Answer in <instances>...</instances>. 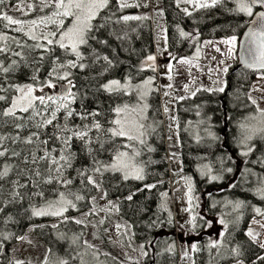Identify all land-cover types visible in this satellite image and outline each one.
I'll return each mask as SVG.
<instances>
[{
  "label": "trees",
  "instance_id": "1",
  "mask_svg": "<svg viewBox=\"0 0 264 264\" xmlns=\"http://www.w3.org/2000/svg\"><path fill=\"white\" fill-rule=\"evenodd\" d=\"M33 1L35 9L27 12V15L17 10L16 6L21 0H4V4L0 5V12H5L22 21H29L50 15L53 11L52 8H43L41 10L39 0ZM128 2L133 5L139 4L140 6L129 7L119 11L116 0H112L110 9L116 12L117 16L142 15L147 16L148 19L129 21L126 25H113L112 27L117 31L121 29L128 31L129 39L123 42L116 40L113 36H109L108 30H102L97 33L100 39L108 40L109 46L96 44L94 41L90 43L99 49L102 54H108L116 62L115 66L97 81H86L84 77L95 75L99 70V65L96 68L85 69L84 71L72 69L73 77L71 78L77 88H82L86 84L91 83L92 89H94L99 83L110 79L124 80L129 74L132 76V80L140 81L154 72L153 68L149 66L152 62L144 63L148 55H154L155 48L150 16L151 4L148 0H128ZM236 7L235 0H223L216 7L194 8L189 11L191 15H186L182 11L186 7L180 4L178 7L176 0H154L155 18L157 21L161 20L166 26L168 53L172 57H176V59L170 58L171 61L176 62L183 57H194L197 49L199 48L201 52L203 42L209 39L226 38L233 35L239 39L248 27L252 16L250 17L245 13L236 11ZM256 10L254 7V13ZM5 23L0 21V32L5 33L9 37H16L25 45H33L35 43L22 33L13 31L12 29L16 27L15 25L6 28L4 27ZM50 29L51 26H49ZM180 30L191 35L181 37L179 34ZM9 45L14 51H21V48L11 43V41H9ZM113 49L115 51H112ZM23 52L30 67H22L15 75L9 77L8 83L23 84L31 82L29 76L32 74V69L40 66L33 63V60L38 59L40 55L39 50L29 51L28 47H25ZM56 56H60L62 59L65 58L63 50L59 48L55 49L54 54L45 55L39 73L41 80L47 77L51 62ZM11 59L20 58L13 56ZM0 60H5L7 63L5 56H0ZM236 64L228 70L227 87L224 93H210L201 90L197 92L195 97L185 95L184 97L188 98L183 100L177 97L171 107L176 109V118L180 125L179 138L181 141L182 172L185 176L192 177L194 186L193 212L197 217V227L194 230L191 228V230L197 237L195 243L205 249V245L210 240L219 239L222 226L218 221L223 217L230 222L229 233L225 236L226 243L229 247H235L238 244L241 246L242 255L239 260L245 264H253L254 261L255 264H264V261L257 260L258 256H264V249H261L258 243L252 242L245 235L253 218H264L253 211L255 207H259L264 211V200L255 191L259 186L257 177L264 176V167L259 163L261 159H264V140L255 137L249 142L255 148L248 157L240 155V152L246 149H243L238 143L240 135L239 125L242 123H257V121L248 119L259 115L256 111L258 104H252L248 96L253 90L252 85L258 72L238 68ZM54 82L58 85L66 81ZM92 89L88 90V98L86 100L82 102L77 100L73 105L77 111L81 110V103H83L88 111L99 106L107 112L110 105L121 103L122 100L128 99V97H110L107 93L102 91L95 92ZM150 102V112L156 118H160V123L156 133L151 135L149 142L151 143L152 141V145H155V151L147 156V161L150 159L154 163L146 164L145 179L143 181L135 179L123 180L120 173L112 172H105L103 177H98L97 174L94 176L100 184H103L105 197L111 202L110 206L117 207L119 215L130 222L133 230L132 235L140 243L137 258L129 259L123 256L118 248H113V242L104 233H100V242L104 246L102 255L107 264H137V262L138 264H179V224L172 204V188L168 181L170 177L168 151L161 120V103L157 91H154L150 96ZM197 105H200L199 109H197ZM6 106L4 102H0V109ZM197 111L200 112L199 116L196 115ZM98 119L103 120V117H98ZM200 120H204L205 124H199ZM188 121L192 122V127L186 132L184 129L189 127ZM88 122H82L79 118L71 121V123L75 124ZM205 127L214 132L219 139L212 140L208 137L204 132ZM0 133L15 135V130L10 126H4L0 127ZM196 133H199L202 138L200 143H197L194 138ZM22 135H27V131H24ZM76 145L77 147L79 146L78 141ZM5 146L10 151L12 149L20 151L22 156L27 154V148L22 144H13L11 141H6ZM229 156L232 157L231 160L228 159ZM98 158L101 161L110 162L109 153H100ZM253 161H256V163H253ZM4 164L13 165V170L5 181H0V184H3L4 187L3 194L0 195V207L4 208V212L0 213V233H3V235H0V246H2V249H0V264H14L16 260H19L24 247L19 245L18 237L24 236L28 240L29 232L32 229L46 239L51 249L54 250V241L47 237V233H53L56 229L69 224L76 225L75 227L78 228H85V225L76 224L72 218L86 212L88 209L92 210L94 207L98 208L100 206L99 197L102 191L99 192V188L92 185H82L74 170H69L66 173L68 178L73 179V184L68 187L42 184L41 187L45 190L44 199L34 198L29 201L25 198L22 201L17 199L15 202H9L12 201V192L14 190L26 191L16 187L11 181H19L20 184L28 183L31 173L25 171L20 174V169L32 166H26L21 162L20 158L11 157L10 155L0 157V168ZM88 164L89 158L82 152L78 153V159L74 167L80 168ZM205 165L211 167L213 175H221L223 178L219 181H210L207 176L201 175V170ZM39 167L41 170L44 169L43 164H40ZM229 167L233 168L232 173L226 171ZM244 169H251V172L256 175L246 172L241 175ZM233 183L236 186L230 187ZM146 184H155L156 187L147 189L144 187ZM53 189L63 191L66 194L69 192L76 193L82 195L84 199L77 201L74 196H69L75 203L76 208H69L63 217H31V205L42 206L45 203V199L57 198L53 193ZM162 193H167V197L162 196ZM129 195L133 196L131 201L127 200ZM94 197H97L96 201L93 200ZM237 200L243 201L245 206L234 210L232 205L227 202H235ZM162 202H166L167 211L161 209L160 205ZM25 209H29V211H25ZM169 212L171 213V223L168 222ZM237 216L240 219L234 225L231 221L235 220ZM64 217H67V219ZM55 219H59L60 222L53 224L52 220ZM110 223L108 225L104 221L101 225L105 230L106 227L110 226ZM53 225L56 227H53ZM4 236H7L8 239H4ZM120 239L125 240L126 238H123L122 235ZM169 245H174L173 251H166ZM141 246H143L142 249ZM25 250L28 251L27 248ZM142 251L147 252V255H142ZM221 251H224V249ZM215 254V250H212L211 255L214 256ZM192 257L196 260V264H206L209 252L205 249L200 253L192 254ZM28 262L25 260V264H28ZM236 262V259L229 256L227 259L222 260L220 264H234Z\"/></svg>",
  "mask_w": 264,
  "mask_h": 264
},
{
  "label": "snow or ice",
  "instance_id": "2",
  "mask_svg": "<svg viewBox=\"0 0 264 264\" xmlns=\"http://www.w3.org/2000/svg\"><path fill=\"white\" fill-rule=\"evenodd\" d=\"M177 6L181 2L187 4H195L196 8H212L221 4L223 0H176ZM237 7L236 11L245 13L248 16H253V8L256 5L264 7V0H235ZM112 0H39L41 10L43 8H52L53 11L50 15H45L37 19L29 21H22L16 19L5 12H0V21L6 22L4 27L9 28L13 25L16 27L12 30L22 33L35 43L33 45H25L21 40L16 37H9L3 32H0V56H5V60H0V102H4L7 106L0 109V127L10 126L15 130V135L0 133V157L10 155L11 157L20 158L24 165H31L32 167H26L20 169V174L27 171L31 173V178L26 184H20L19 181H11L16 187L25 189V192L16 191L12 192V201L17 199L24 200L27 198L31 201L34 198H45V190L41 185H60L68 187L73 184V179L68 178L66 173L69 170H74L77 173V177L80 179L82 185H92L99 188L100 182H98L94 176L99 174L103 177L105 172L120 173L123 180L135 179L143 181L145 179V165L148 163H154L150 159L148 161H141L139 158L144 152L151 153L155 149L149 144V137L156 133L157 125L155 122H149L148 111L150 105L148 103V97L151 89V84L154 78L144 80L142 83L133 84L132 76L127 75L123 82L120 79H110L106 82L99 83L94 89L92 84H86L82 88H77L74 83L72 69H79L84 71L85 69H93L99 65V70L95 75L85 76L86 81H97L100 77H103L112 67L115 66V61L110 58L108 54H102L99 49L93 46L91 41L96 44L109 46L107 39H100L97 33L102 30H108V35L115 37L116 40L123 42L129 39L128 31L121 29L117 31L113 28V25L127 24L129 21H141L148 19L147 16L142 15H120L117 16L116 12L111 11L110 4ZM4 4V0H0V5ZM117 9L122 11L129 7H139V4L133 5L128 0H116ZM147 6V5H144ZM28 9L34 10L35 4L28 3ZM17 10L24 12L23 0L17 5ZM186 15H191L188 8L182 9ZM102 13H104L102 15ZM258 22V30L250 29L248 36L251 38V42L256 45L255 49L246 48L245 64L247 67H257L264 69V11H258L255 13ZM255 23V22H254ZM50 30L45 31V29ZM134 31V29H133ZM181 37H188L191 34L183 30H180ZM167 42V36L164 37ZM236 36H231L228 39L219 41L228 45L227 54L231 56L233 54L236 45ZM16 44L21 48V51H14L10 45ZM206 43L212 44V41ZM28 47L29 51L39 50L40 55L38 59H34L33 63L40 65L32 69V74L29 76V83H8L9 77L15 75L17 71L22 67H30L27 62V58L24 55L23 49ZM59 48L63 50L64 59L60 56H56L51 62L50 71L47 73V77L43 80L40 79L39 73L41 71L42 62L45 59L46 54H54L55 49ZM85 49L87 50L85 52ZM216 52H221L219 47H214ZM112 51H115L113 49ZM200 49H197L196 59H199ZM171 56V54H169ZM18 57L20 59H11V57ZM72 57V58H66ZM176 59V57H172ZM215 59V57H213ZM156 57L154 55H148L146 57L147 62H153L150 67L155 70L154 62ZM180 64H192V60L189 58H180L177 60ZM224 61L221 60L220 64ZM169 73L173 70L171 62L167 64ZM224 73L228 72V68L222 69ZM212 72V69H209ZM172 79L171 75L168 77ZM261 78H264L262 76ZM54 81H66V84H60L61 91L55 94H49L45 92V88L49 90L57 89V83ZM195 82L194 80L192 81ZM213 83L218 85L214 88H197L195 91H191V96L195 97L197 92L203 90L207 92H219L224 93L227 87L226 82L216 80ZM168 87H172L171 84ZM75 89V90H74ZM92 89L95 92L107 93L110 97H128L127 100H122L121 103H115L110 105L107 112H105L99 106L91 111L81 103V110L77 111L73 105L80 100H86L88 98V90ZM253 90L259 91L261 89L254 88ZM184 91H189V85H184ZM41 93L37 95L36 93ZM167 96L168 93L165 92ZM188 97H178L183 100ZM252 104H257V101L252 99L251 95L248 96ZM197 109L200 105L196 106ZM165 111L168 108L165 107ZM256 111L259 113L257 116L249 117L250 121H257L256 124L239 125V145L246 150L240 152L241 156L248 157L253 151L255 146L249 142L255 137H259L264 140V109L257 107ZM196 115L199 116L200 112L197 111ZM103 117V120L98 119ZM75 118H79L82 122L89 121L88 123L75 124L71 123ZM175 122L176 118L171 117ZM210 119V118H209ZM199 124H205L204 120H200ZM188 128L184 130L187 132L192 127V122L188 121ZM172 125H169L171 129ZM177 131L176 136L179 140V124H176ZM49 129H51L49 131ZM24 131H27V135H22ZM205 134L212 140H217L219 137L209 130L208 127L204 128ZM172 139L171 135L168 137ZM195 140L200 143L201 136L199 133L195 134ZM6 141H11L13 144H22L27 148V154L22 156L20 151L12 149L9 150L5 146ZM79 142L77 147L76 142ZM84 153L89 158V164L80 168H75V162L78 159V153ZM100 153H109L110 162L101 161L98 156ZM173 157L176 153L171 154ZM228 159H232L231 156ZM247 163V161H245ZM256 163V161H253ZM262 167H264V159L259 161ZM40 164L44 165V169L41 170ZM13 170V165L4 164L0 168V181H5L10 172ZM228 173L233 172V168L226 169ZM256 175L251 172V169H244V173ZM201 175L207 176L210 181H219L223 177L221 175H213L212 169L209 165H205L201 170ZM186 186L185 196L187 198L188 207L184 209L190 213V219L188 223L194 230L197 227L196 215L193 212L195 197L193 196V183L190 176L182 177ZM259 186L255 189L256 193L264 200V176L257 177ZM233 183L230 187H235ZM145 188L151 189L156 187L155 184L144 185ZM39 189V190H36ZM142 190V189H141ZM4 187L0 184V195L3 194ZM55 199H45L43 206H30L31 217H63L69 208H76L75 203L69 196H74L75 200H83L82 195L69 192L66 194L63 191H56L53 189ZM167 197V193L161 194ZM95 198H93L94 200ZM132 195L127 197V200L131 201ZM111 203V202H109ZM234 210L241 209L245 206L243 201L237 200L235 202L228 201ZM161 209L167 211L166 202H162ZM107 209H102L105 211ZM29 211V209H25ZM253 211L264 217V211L259 207H255ZM4 212V208L0 207V213ZM11 219V217H9ZM67 219V217H64ZM240 217L237 216L235 220L231 221L232 224L238 223ZM169 223H171V213L169 212ZM219 224L222 226V231L219 233V239L210 240L205 249L209 252V258L206 264H220L222 260L227 259L229 256L237 260V264H243V261L239 260L242 255L241 246L238 244L235 247H229L225 241L226 234L229 233V221L223 217L219 219ZM253 222L258 224L261 228H264V223L255 220ZM76 224H81L83 221L75 220ZM103 223V220L100 221ZM53 227H56L53 225ZM119 230L121 225L116 226ZM3 235V233H0ZM245 235L254 243H258L261 249H264V242L259 241L260 233L256 232L253 228H248ZM61 239L64 237L61 236ZM4 239H8L4 236ZM20 239H26L21 237ZM79 237L72 238V245H75ZM85 253L77 252L76 258H79L80 264H89L84 259V255L87 254L88 249H93L95 246L85 241ZM143 246H141V249ZM2 249V246H0ZM174 245H169L166 251H173ZM197 243H192L190 249L186 248L183 252V259L190 260L191 264H196V260L191 254H197L204 251ZM224 249V251H221ZM212 250H215V255H211ZM227 253V255H225ZM93 258H96V251L91 253ZM142 255H147V252L142 251ZM52 253V249H48L44 257L43 264H69L68 259L55 257ZM258 261H264V256H258ZM14 264H25V261L16 260ZM28 264H31L29 261ZM138 264V262H137ZM255 264V261L253 262Z\"/></svg>",
  "mask_w": 264,
  "mask_h": 264
},
{
  "label": "rangeland",
  "instance_id": "3",
  "mask_svg": "<svg viewBox=\"0 0 264 264\" xmlns=\"http://www.w3.org/2000/svg\"><path fill=\"white\" fill-rule=\"evenodd\" d=\"M210 2V0H209ZM28 3H34L33 0H26L23 2V8L24 12L31 11L28 9L27 4ZM183 3V2H181ZM151 4L154 8V0H151ZM40 5V4H39ZM186 6L188 4L186 3ZM17 7V6H16ZM190 9V7H186ZM195 7V4H192L193 10ZM254 12V8H253ZM158 26V25H157ZM164 31L166 30V26L163 23ZM49 30V29H47ZM230 37L226 38H218V39H209L206 40L203 43L202 46V52H200L204 58L202 64H196L192 62V67H190L187 64H180L176 62H172L170 58L168 60L171 61L173 65V70L171 73H169L167 69V64L169 62H166V59H164L163 55L165 54L164 45L167 44V42H161L158 40V42H155V45L158 47V53H159V63L156 64V60L154 62L155 69H157V66H159V77H156V75H149L143 78L140 81H134L132 80L133 84H139L142 83L144 80L149 78H154L153 82L151 84L152 91L149 94L148 97V103L150 105L149 111H148V117L149 122H155L157 125V128L160 123V118H156V116L152 115L151 110V102H150V96L154 91H157L159 93L160 103H161V120L163 123V129L165 134V141H166V149L168 151V163H169V170H170V177H169V183L172 185V204L173 209L179 224L178 228V250H179V261L180 264H188L190 260L183 259V252L186 248L190 249L191 246V240L192 243H195V240H197V237L195 234H193L191 230V225L187 223V221L181 220V212L184 211L185 206L188 207L187 204V198L185 196L186 193V186L184 184V180L182 177L185 175L182 172V160H181V141L180 138L177 140L176 131L177 127L176 124L179 121L176 118L177 111L176 109H172L171 105L175 102L177 97H180L181 95H191V91H195L197 88H214L217 87L215 83H213L216 80H220L222 82H226L227 73H224L222 69L224 67H227L228 70L231 66H233L237 62V48H238V42L239 39L236 40V45L233 51V54L229 56L227 54L228 45L218 43L219 41H222L224 39H228ZM207 41H212V44L206 43ZM161 44H164L161 46ZM214 47H219L221 49V52H216L214 50ZM160 49V51H159ZM158 55V54H157ZM155 56V55H154ZM215 57V59H213ZM223 60L224 63L220 64V61ZM153 63V62H152ZM175 64V65H174ZM209 69H212V72H209ZM169 75H171L172 79H169ZM264 76V73L258 72L256 75L254 82H253V89H261L259 91L252 90L250 95L251 97L257 101L258 107L260 109H264V78H261ZM182 80V81H181ZM195 81L194 83L192 81ZM123 82V80H121ZM159 82V85H158ZM171 84L172 87H168V85ZM189 85V91H184V85ZM170 90V91H169ZM169 91V92H167ZM45 92L49 94H55L58 92V85L57 89L55 90H49L45 88ZM165 92L168 93V95H165ZM37 95H40L41 93L37 92ZM165 107L168 108V111H165ZM171 117H175L176 121L174 122ZM169 125H172L171 129L169 128ZM180 128V125H179ZM171 135L172 139H169L168 137ZM151 140V136L149 137V141ZM154 149L155 145H152L149 143ZM176 153V156L173 157L171 154ZM150 153L144 152V154L139 158L141 161H147V156H149ZM146 170V165H145ZM98 177H100L99 174H97ZM191 177V176H190ZM192 178V177H191ZM194 189V186H193ZM102 191V192H101ZM100 194V201H99V207L88 209L86 212L74 216L72 219L75 220H81L83 221V225H85V228H78L74 225H67L60 229H56L53 233H47V237L54 241V250H52V253L55 254V257H61L66 258L69 261V264H80L79 258H76L77 252L79 253H85L86 249L84 246V242L87 241L94 245L95 247L93 249H88L87 254L84 255V259L89 262V264H107L105 259L103 258V251L104 246L100 242V233H104V235L110 239L113 243V248H118V250L121 252L123 256L126 258H137L138 255V246L140 243L136 240V238L132 235L133 230L130 222L119 215V211L117 207L110 206V201L107 200L104 194V186L103 184H100L99 187ZM194 193V192H193ZM94 201L97 200V197H94ZM43 206V205H42ZM102 209H107L105 211H102ZM45 217H51V216H45ZM60 218V217H58ZM103 220V222H107L108 225L110 223L109 227H106L105 230L102 227L100 221ZM257 221H261L264 223V218H257L255 219ZM60 222L59 219L52 220L53 224H56ZM103 224V223H102ZM105 224V223H104ZM121 225L120 229H117V225ZM107 225V226H108ZM249 226H253L254 230L258 233H260L259 241L264 242V228H261L258 224L254 223L253 220L250 222ZM104 230V232H103ZM126 238L125 240H121L120 238ZM63 236L64 238L61 239L60 237ZM24 237V236H23ZM73 237H79V240L75 245H72L71 241ZM19 245L24 247V250L21 252L19 260L21 261H30L32 264H43L44 257L47 253V250L51 246L47 242L46 239H44L39 233H37L34 229H32L29 232V238L27 239H19L18 240ZM27 248L28 251L25 249ZM93 251H96L97 255L94 259L91 253ZM190 255H192L190 253ZM51 257V258H55ZM234 264H237L234 263ZM243 264H245L243 262Z\"/></svg>",
  "mask_w": 264,
  "mask_h": 264
},
{
  "label": "water",
  "instance_id": "4",
  "mask_svg": "<svg viewBox=\"0 0 264 264\" xmlns=\"http://www.w3.org/2000/svg\"><path fill=\"white\" fill-rule=\"evenodd\" d=\"M254 7L257 9L255 13H257L258 11H264V7H260L259 5H256ZM255 13L252 16L248 27L246 28L244 33L239 38L238 49H237V64H236V67L244 68V69H247V70H250V71H254V72H262V73H264V69H260V68H257V67H251L250 68V67H247L246 64H245V59L247 58V56H246V48L251 47V48L255 49V47H256V45L251 42V38L247 35L250 29H257L258 30V22H257V17L255 15ZM60 84H66V82H62ZM60 84H58V92L61 91V89L59 87Z\"/></svg>",
  "mask_w": 264,
  "mask_h": 264
},
{
  "label": "crops",
  "instance_id": "5",
  "mask_svg": "<svg viewBox=\"0 0 264 264\" xmlns=\"http://www.w3.org/2000/svg\"><path fill=\"white\" fill-rule=\"evenodd\" d=\"M180 5H182V6H184V7H190V9H192V4H188V6H186V3H180ZM190 9H188L189 11H191ZM158 27L155 29V42H158V40H160L162 43L163 42H165V39H164V37L165 36H167V34H166V30L164 31V26H163V22L161 21V20H159L158 22ZM205 42V41H204ZM203 42V43H204ZM164 44H161V46H163ZM203 46V45H202ZM164 51H165V54L163 55V57H164V59H166V62H171L170 60H168V58L170 57V55H169V53H168V44H166V45H164V49H163ZM159 51H160V49H159ZM202 52V51H201ZM197 54V53H196ZM196 54L194 55V57H183V58H189V59H191L192 60V62H194V63H196V64H202L203 63V58H204V56L200 53L199 54V59H196ZM175 65V64H174ZM188 65V64H187ZM190 67H192V64L191 65H189ZM182 81V80H181ZM170 91V90H169ZM169 91H167V92H169ZM170 93V92H169ZM186 95V93L184 94V95H181V96H185ZM180 96V97H181ZM187 208V206H185V209ZM181 215H182V217H181V220L182 221H187V223H188V221H189V219H190V213L189 212H187V211H183V212H181ZM255 219H257V218H255ZM253 220V219H252ZM251 220V221H252ZM253 228L254 229V227L253 226H249V228ZM191 244H192V240H191ZM190 263H191V261H189Z\"/></svg>",
  "mask_w": 264,
  "mask_h": 264
},
{
  "label": "built area",
  "instance_id": "6",
  "mask_svg": "<svg viewBox=\"0 0 264 264\" xmlns=\"http://www.w3.org/2000/svg\"><path fill=\"white\" fill-rule=\"evenodd\" d=\"M155 75H156V77H159V73L158 72H156ZM158 85H159V82H158Z\"/></svg>",
  "mask_w": 264,
  "mask_h": 264
}]
</instances>
